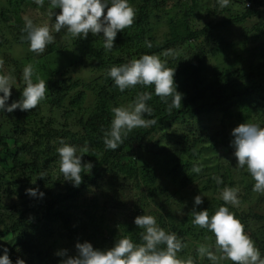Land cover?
Masks as SVG:
<instances>
[{
    "label": "trees",
    "instance_id": "16d2710c",
    "mask_svg": "<svg viewBox=\"0 0 264 264\" xmlns=\"http://www.w3.org/2000/svg\"><path fill=\"white\" fill-rule=\"evenodd\" d=\"M168 2L131 0L137 12L135 22L117 33L111 52L104 50L102 36L89 33L86 39H74L72 64L52 70L45 80L46 99L34 110L0 113V237L4 233L12 236L8 255L13 264L17 258L25 264H62L67 257L56 252L67 247L57 245L55 232L66 236L73 252L76 243L84 241L105 249L102 232L84 223L78 211L80 201L112 176L118 181L135 180L138 188H147L152 202L158 204V213L153 214L158 224L176 233L186 245L178 253L182 259H194L199 244L214 245L215 240L212 233L192 224L194 197L200 193L205 196L196 210L207 208L211 215L224 203L220 192L225 186L240 189V205L229 206L230 211L244 224L255 244L259 243L257 247L264 256V194L252 191L254 181L246 169L236 166L230 144L231 130L240 123L264 125V0H231L226 8H221L217 0H182L175 18L166 6ZM201 6L209 11L210 18L205 24H194L192 18L202 11L198 12ZM234 6L239 8L235 10ZM162 13L170 18L169 33L161 39L153 33L157 27L152 18L156 16L159 22ZM23 26V14L1 8L0 47L11 39L27 44ZM67 48L54 41L37 56L50 57ZM143 54L156 55L167 67L175 68L177 90L183 94L179 110L169 112L153 87L137 85L120 92L106 77L111 66ZM34 55L4 57L0 70L9 61L14 64V74L20 75L28 65L23 61ZM82 63L93 73L87 81L70 75L71 68ZM209 70L212 75L207 78ZM88 90L96 99L91 112L86 106ZM145 91L152 94L147 104L153 109V116L146 119H156L157 124L134 129L120 148L106 150L103 130L110 126L111 109L132 103L138 92ZM20 96L21 91L11 94L8 103ZM180 124L184 127L173 131ZM166 128L172 130L167 135L168 145L156 140V149L149 150L147 144H151L153 135ZM60 138L84 153L82 163L93 164L90 172H82L78 187L66 183L59 172L56 149ZM194 166L202 171L194 173ZM42 173L45 177H38ZM214 176H221L223 183L217 186ZM166 183L176 190L168 191ZM30 187L43 192V198L27 195ZM12 199L15 201L7 202ZM148 205L142 202L136 216L144 214ZM121 229L125 236L142 243L141 230L133 222L123 223Z\"/></svg>",
    "mask_w": 264,
    "mask_h": 264
},
{
    "label": "clouds",
    "instance_id": "9594fccd",
    "mask_svg": "<svg viewBox=\"0 0 264 264\" xmlns=\"http://www.w3.org/2000/svg\"><path fill=\"white\" fill-rule=\"evenodd\" d=\"M39 7L45 6V0H33ZM221 8L229 7L231 0H217ZM59 9L58 12L54 11ZM48 15L54 22L37 24L25 15L22 32L30 52L41 55L55 36L53 33H66L73 39H86L88 34L103 37V48L106 52L114 49L118 32H123L133 25L136 19V9L131 0H48ZM55 17V19H53ZM151 48V43H147ZM3 61L0 60V65ZM14 68L4 72L0 70V113H12L34 110L46 99L47 83L44 79H33L34 69L31 64L22 70L23 90L18 100L8 103L11 89L15 84ZM114 82V86L124 92L137 85L153 87L156 96L167 105V110L181 108L183 94L177 90L174 80L175 68L167 67L156 55L143 54L126 63L111 66L105 73ZM152 99L150 92H138L134 101L127 106H116L111 109L112 119L108 129L103 130V143L106 150L115 151L124 144L128 134L137 128H147L157 124L156 119H146L153 116V109L147 104ZM236 166L246 169L254 184L252 191L264 194V125L244 122L231 130ZM59 156V172L64 180L78 187L82 182V172L88 173L93 167L91 162L82 163L84 153H78L76 146L59 139L56 149ZM86 169V171H85ZM192 171L199 174L200 166H194ZM38 177L43 178L42 173ZM217 186L223 183L221 176H214ZM35 183V182H33ZM26 194L34 198H43L44 193L38 188L26 189ZM204 195L194 197L192 208V224L212 233L214 245L206 243L196 247L197 258H206L210 264H264V256L253 239L245 231L244 224L230 211L229 206L238 208L240 205V189L225 186L220 192V205L213 214L207 208L197 211L196 206L203 204ZM134 224L140 229L142 243L134 242L130 237L122 236L115 240L112 247L106 249L94 248L88 242H77L76 255L68 256L67 249L56 252L57 256L67 257L62 264H195L192 257L182 259L185 243L174 232L161 227L156 217L152 215H137ZM0 264H13L5 247L0 254ZM15 264H25L17 258Z\"/></svg>",
    "mask_w": 264,
    "mask_h": 264
},
{
    "label": "rangeland",
    "instance_id": "374dc122",
    "mask_svg": "<svg viewBox=\"0 0 264 264\" xmlns=\"http://www.w3.org/2000/svg\"><path fill=\"white\" fill-rule=\"evenodd\" d=\"M166 6H168L169 11H171L175 18V14L179 11V8L182 6V0H175L174 2L169 0ZM1 8H3L4 10L9 9L11 10V12H13V14L21 13L23 14V17L27 15L31 17L37 24H51L54 22L52 19L49 18L48 15V0H45V6L43 8H39L33 2V0H0V9ZM202 8L203 6L199 7L198 12H200ZM238 8V6L237 8L234 6L235 10H237ZM54 11L58 12L59 9H56ZM169 18L170 16L165 13H162L161 20L159 22H157L158 19L156 16L152 18L154 26L157 27L153 33L159 38L161 36V39L169 33ZM209 18V11H204V9H202V11L197 14V16H193L192 20L194 21V24H205V21ZM53 19H55V17H53ZM53 34L55 36L54 41L61 42L65 46H68V48L66 50H63L62 53L52 55L50 57L34 55L30 57L31 60H24L23 63L31 64L33 66L34 80H36L37 78L47 80L50 78L52 70L62 69L72 64L71 62L73 61L76 53L74 39L66 33V30L63 29L60 33ZM5 35L9 38V34L7 32H5ZM11 41L12 42L4 44L2 47H0V60L3 61L6 59L4 57H8L11 55L20 58L28 57L29 55H31L32 52L29 51L28 43H17L15 39H11ZM182 52L184 54L188 53L187 50H182ZM4 54H6L7 56H4ZM13 66V63L7 61L5 67H3V71L8 72L11 68H13ZM71 70L72 72L70 73V75H72L74 78H81L87 81L93 76V73L88 68V65L83 63L72 67ZM211 72L212 71L210 70L207 72V78L209 74H211ZM35 73L37 74L36 76ZM13 74L14 72L12 73V75ZM21 75L22 73L20 75H18L17 73L14 74L16 80L14 87L11 89V94L19 93L23 90V81L21 79ZM87 93L88 98L86 106L91 112L95 106L96 99L92 91L88 90ZM127 105L128 104H122L121 106ZM183 125L184 124H180L176 127H173V131L176 132L178 131V129H182L184 127ZM171 131V128H166L154 134L151 140L152 142L151 144H147V148L149 150L152 149V147L156 149V140H161L163 145H168L167 135L171 133ZM159 175L161 178L160 183L162 184V176L161 174ZM66 183H68V181ZM166 187L169 188L168 191H170V189L172 191H175L177 188L173 185L171 186L168 183H166ZM205 194L206 196L208 195L207 193ZM12 201L15 200L12 199L7 202L12 203ZM142 202H149V205L147 206L144 213L145 215H153L156 212L158 213V204L152 202L151 198L148 196L147 188L143 186L141 187V189L138 188L137 182L135 180L125 181L123 179H120V181H118L112 176V178L110 177L106 180V182H103L101 187L96 189L93 194L89 193L88 198L86 200L80 201L82 207L78 211V213L83 219L84 223L102 232L101 235L105 237L106 241L105 243H103V247L106 249L112 247L116 239L125 236L124 230L121 229V225L123 223L126 224L130 222H133L134 224V218L136 217L135 211L139 209V206ZM168 206L171 207L169 203ZM57 227L60 228V224L57 223ZM257 227H259V225L255 226V228ZM112 230H116V232L114 234H111L110 232H112ZM55 237H57L58 239V246L67 247L66 249L68 252V256L76 255V251L73 252L72 246L68 243L67 240H65L66 236H63V234H59V232H55ZM11 238L12 236L9 233H4V235L0 237V254L3 253V249L5 247L8 249L9 253L11 245L13 244ZM99 242L102 244L101 240ZM257 244L259 245V243L256 242V246H258ZM194 260L195 262H197V264H210L208 260L207 262L204 261L206 259L197 258V254L194 256ZM222 264H225V261H223Z\"/></svg>",
    "mask_w": 264,
    "mask_h": 264
}]
</instances>
